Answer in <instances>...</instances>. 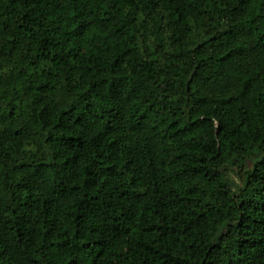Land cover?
<instances>
[{"label":"trees","instance_id":"16d2710c","mask_svg":"<svg viewBox=\"0 0 264 264\" xmlns=\"http://www.w3.org/2000/svg\"><path fill=\"white\" fill-rule=\"evenodd\" d=\"M0 264H264V0H0Z\"/></svg>","mask_w":264,"mask_h":264},{"label":"rangeland","instance_id":"374dc122","mask_svg":"<svg viewBox=\"0 0 264 264\" xmlns=\"http://www.w3.org/2000/svg\"><path fill=\"white\" fill-rule=\"evenodd\" d=\"M232 178H233L234 180H236L237 182H239V178H238L236 175H232Z\"/></svg>","mask_w":264,"mask_h":264}]
</instances>
